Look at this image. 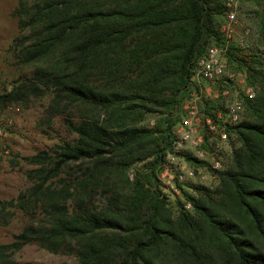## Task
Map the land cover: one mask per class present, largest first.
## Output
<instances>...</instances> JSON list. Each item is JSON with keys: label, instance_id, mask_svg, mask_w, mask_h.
<instances>
[{"label": "trees", "instance_id": "obj_1", "mask_svg": "<svg viewBox=\"0 0 264 264\" xmlns=\"http://www.w3.org/2000/svg\"><path fill=\"white\" fill-rule=\"evenodd\" d=\"M224 12L219 0H16L11 16L18 33L7 51L15 65L33 68L0 94V105L47 98L49 116L65 102L79 113L76 122L66 121L72 140L23 158L37 165L31 188L0 201L1 226L14 208H36L42 217L0 244V264H19L13 253L31 243L70 254L76 264H264V14L258 10L248 57L233 46L235 53L225 54L255 91L226 128L236 140L230 165L216 172L213 190L182 191L191 212L179 203L167 207L159 190L188 79L206 49L223 44ZM146 116H156L155 125L137 127ZM138 165L130 181L127 172ZM68 166L77 171L66 180L60 174Z\"/></svg>", "mask_w": 264, "mask_h": 264}, {"label": "rangeland", "instance_id": "obj_2", "mask_svg": "<svg viewBox=\"0 0 264 264\" xmlns=\"http://www.w3.org/2000/svg\"><path fill=\"white\" fill-rule=\"evenodd\" d=\"M236 2L238 14L235 22L229 25V32L226 29L228 25L226 19L227 9L223 5L225 12L219 23L223 44L211 45L220 48L223 52L224 74L216 81L199 80L198 85L195 81H190L195 71L194 67L188 79V94L181 104L182 106L184 102L192 99L193 93H198L200 98L197 104L203 107L206 117L214 126L212 130L205 123L198 126V135L203 142L197 149L202 151V157L195 158L194 152L196 149H193L187 143H180L176 139V129L180 121L171 128L174 136L172 146H176L181 159L180 162H183L194 174L193 178L187 179L180 186L177 195H171L160 184L159 190L165 199L166 206L172 210H176L179 203L183 211L191 212V204L183 196L182 191L190 196H195L193 186H202L213 190L219 183L216 172L221 171L231 163V148L236 146V140L232 134L226 132V128L232 124L224 126L221 122V118L224 117L225 113V98L221 92L227 90L229 98L236 97L241 100L243 104L242 112H244V104L248 99L243 95L242 89L249 85L243 71L228 66L225 54L228 51L235 53L232 49H229L230 46H233L237 49V56L248 57L249 52L245 50V46H250L252 42H256L257 29L255 24L258 13L255 14L254 12L258 10L260 15L264 14V0H237ZM15 7L16 0H0V94L7 92L16 80L29 78L32 74L33 67L31 65H15L12 55L7 51L8 44L18 33L15 20L11 16ZM38 65H44V63ZM229 75H232L231 83L238 91L237 93L228 90L230 86ZM47 104L48 99L41 98L32 100L27 106L6 105L2 107L0 105V201L14 200L20 193H24L26 189L31 188L34 180H31L30 171L37 168V165L25 162L24 157L42 151L50 154L55 146L74 138V134L66 127V121L76 122L79 112L65 102L59 113L49 116L45 111ZM155 122L156 116H146L136 126L153 127ZM220 132L225 133L224 140L219 138ZM193 158L199 163L192 161ZM214 160L220 163L218 170L211 167ZM76 171L75 166H68L63 169L60 177L69 180ZM139 171V165L130 168L127 172L128 179L131 181L135 176V172ZM14 203L16 202L14 201ZM10 211L12 215L7 220V224L0 225V244L9 243L12 236L18 234L24 226L36 224L42 218L36 208L27 211L14 208ZM12 257L19 264L26 262L34 264H76L75 258L70 254L52 253L33 243L24 245L14 252Z\"/></svg>", "mask_w": 264, "mask_h": 264}, {"label": "built area", "instance_id": "obj_3", "mask_svg": "<svg viewBox=\"0 0 264 264\" xmlns=\"http://www.w3.org/2000/svg\"><path fill=\"white\" fill-rule=\"evenodd\" d=\"M227 9L226 19L228 25L226 26L227 32L230 31L229 25L235 22V18L238 14L237 0H219ZM241 43V40H240ZM222 50L215 46H210L206 49L205 53L199 57L195 64V71L192 74L190 81L199 83V80L204 81H216L224 74V63L222 58ZM230 86L229 91L237 93L238 91L233 86L232 75L228 76ZM199 85V84H198ZM243 95L246 99L251 100L255 95V91L250 86H245L243 89ZM222 95L225 100V113L224 117L221 118L222 124H234L238 121L241 112L243 111L242 101L236 97L229 98L227 90H223ZM193 98L184 102L181 106L183 115L181 117L178 128L176 129V139L181 143H187L193 149L195 158L199 159L202 157V151L197 149L203 142L201 137L198 135V126L201 123H205L209 129H214L209 118L206 117L203 107L197 104L200 98L198 93L192 94ZM1 133V128H0ZM226 137L225 133L220 132L219 138L224 140ZM180 156L176 146H172L171 151L165 152L163 156V163L160 167L158 174V180L162 187L169 192L171 195H177L179 193V186H182L187 179L194 177L193 171L189 169L185 164L180 162ZM212 169L218 170L220 163L214 160L211 164Z\"/></svg>", "mask_w": 264, "mask_h": 264}]
</instances>
